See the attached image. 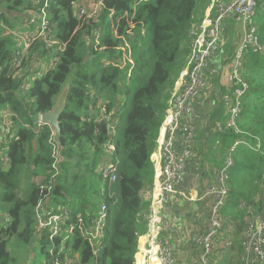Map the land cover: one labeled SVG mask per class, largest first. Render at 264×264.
Masks as SVG:
<instances>
[{
  "label": "trees",
  "instance_id": "obj_1",
  "mask_svg": "<svg viewBox=\"0 0 264 264\" xmlns=\"http://www.w3.org/2000/svg\"><path fill=\"white\" fill-rule=\"evenodd\" d=\"M210 1L103 0L94 21L79 18L80 0H50V36L62 50L58 45L47 49L38 40L15 66V52L34 32L31 14L43 5L0 0V110L9 111L12 130L9 142L0 145L8 159L5 163L0 154V264H14L8 238L53 246L35 239L34 209L43 195L33 182L37 178H53V204L75 214L87 217L102 202L108 206L102 253L95 256L79 238L74 244L81 252L78 264H135L140 237L148 229L143 193L155 181L152 156L162 119L191 51L190 32L202 23ZM255 24L262 49L244 58L242 75L249 90L238 118L241 133L227 126L228 115L218 130L213 116L220 109L207 124L210 143L217 147L221 141L216 150L210 147L213 160L240 142L223 208L225 236L233 245L215 264H242L246 212L240 205L264 211V0H259ZM125 47L133 64L125 59ZM44 59H53L52 67L30 81ZM72 75L61 116L64 161L56 170L53 132L48 125L39 128L37 118L54 109ZM108 145H114L113 155ZM109 162L118 163L113 183L101 174ZM59 245L54 256L48 252L49 264L65 257Z\"/></svg>",
  "mask_w": 264,
  "mask_h": 264
},
{
  "label": "built area",
  "instance_id": "obj_2",
  "mask_svg": "<svg viewBox=\"0 0 264 264\" xmlns=\"http://www.w3.org/2000/svg\"><path fill=\"white\" fill-rule=\"evenodd\" d=\"M258 3L259 0H211L202 23L190 32L191 51L167 103L153 152L160 168L155 177L151 210L143 215V219L148 223V231L140 237L135 264H180L177 245L170 237L162 235L163 229H170L171 224L170 222L160 224L162 220L160 210L176 197L187 198V194L180 190L179 186L184 182L189 162L194 157L192 148L197 134L194 105L208 88L209 62L223 42V25L229 17L234 19V23H239L242 37L227 70L231 93L225 95L223 100L229 114L227 126L241 133L238 118L241 114L242 100L249 90V84L242 75L244 58L249 51L256 53L262 49L255 24ZM37 4L43 6L36 9L29 19L34 32L31 33L30 40L23 38V44L20 46L22 50L15 52L13 56L15 66H20L26 53L38 40H42L47 45V49L58 45V50H62V46L50 36L52 31L49 18L50 0L43 2L37 0ZM102 6L103 0H86L85 3L79 4L78 16L81 19L95 21L100 16ZM95 33L100 36V32L95 31L93 34ZM128 47L124 49V56L127 62L133 64L130 50L128 54L126 53V49L130 48ZM214 73L217 74V71ZM25 88L26 85L23 86L24 90ZM10 116L9 111L0 110V145L7 144L12 136ZM37 124L39 128L44 125L39 116ZM219 129L222 130V126H219ZM239 143L236 142L225 153L223 165L214 179L207 183L206 189L194 199L207 203L208 224L204 233L191 229L189 233L184 234L190 253V261L184 264H215L217 256L220 254L222 257L226 256L225 250H229L233 245L232 237L225 236L227 222L223 216V208L230 194L234 151ZM220 144L221 141L216 148ZM56 149L54 168L57 170ZM107 150L113 155L114 145H108ZM0 154L7 163L5 146L0 150ZM117 169L118 163L109 162L101 168V174L104 179L113 183L117 179ZM33 182L43 194L34 209L35 239L46 240L53 245L49 251L51 256H54L56 251L54 246L58 242L59 253L65 255L64 258H56L53 264H78L81 252L74 248V244L79 238L91 247L95 256L102 253L108 227L107 204L102 202L98 209L84 217L75 214L68 207L53 204L52 196L56 185L53 178L50 180L37 178ZM145 198L147 199L146 196ZM240 209L246 212V229L240 261L242 264H264V211L257 213L246 203H242Z\"/></svg>",
  "mask_w": 264,
  "mask_h": 264
},
{
  "label": "crops",
  "instance_id": "obj_3",
  "mask_svg": "<svg viewBox=\"0 0 264 264\" xmlns=\"http://www.w3.org/2000/svg\"><path fill=\"white\" fill-rule=\"evenodd\" d=\"M233 20L232 17H229L223 25V42L219 46L218 51L211 58L207 70L208 88L201 94L194 105V122L197 127V134L192 149L195 154L189 162L186 179L179 186V189L187 194V198L180 199L176 197L160 210V215L162 217L160 224L164 225L166 222H170L171 224L170 229H163L162 235L170 237L175 245H177L180 264L190 261V253L185 243L187 239L184 234L189 233L191 229H193V231L200 230L201 233H204L207 229L208 220L205 221L208 215L207 203L205 202L204 204V202L198 200L194 201V199L197 198L198 195H201L203 190L206 189L207 183L214 179L217 171L220 170L224 162L225 154L222 155L219 161L217 158L215 160L212 158L210 147L213 146L211 144L213 138L208 136L210 133L209 131L207 132V124L211 115L217 109H222L223 115L226 117L227 115L229 116L228 109L223 100L225 95L231 93L230 85L227 81V70L232 60V58H230L231 52H234L239 46L242 37V35L235 30V23ZM214 71H217V74H215ZM216 116H220L219 112L214 114L213 119ZM217 125L218 130H220L219 126L222 125ZM212 148L216 150V146ZM152 162L154 164L156 177L160 168L157 164L158 160L156 156H152ZM155 184L156 180L153 186L143 193V198L146 201L143 215L151 210L152 191ZM194 205H197V207L194 208ZM147 231L148 229L145 233Z\"/></svg>",
  "mask_w": 264,
  "mask_h": 264
},
{
  "label": "rangeland",
  "instance_id": "obj_4",
  "mask_svg": "<svg viewBox=\"0 0 264 264\" xmlns=\"http://www.w3.org/2000/svg\"><path fill=\"white\" fill-rule=\"evenodd\" d=\"M85 1L86 0H80L78 4H83L85 3ZM198 11L199 9L197 8L196 12ZM49 18H50V10H49ZM234 27L235 30L241 34L240 25L238 22H235ZM125 43L127 46H129V44L126 41ZM52 65H53V59H44L42 63L38 66L37 73L31 77L30 81L36 78L40 73H43L44 71L50 69ZM219 115L220 116H216L213 119V122L215 124L223 123L224 115L222 109L219 111ZM219 151H221V149H219ZM205 221H207L206 218ZM7 241H8V250L11 255V258L13 259L14 264H49L48 252L50 251V247L48 245H36L35 243L25 244L21 242L17 237L8 238ZM33 254H35L34 257ZM218 259L219 258H216V260Z\"/></svg>",
  "mask_w": 264,
  "mask_h": 264
},
{
  "label": "water",
  "instance_id": "obj_5",
  "mask_svg": "<svg viewBox=\"0 0 264 264\" xmlns=\"http://www.w3.org/2000/svg\"><path fill=\"white\" fill-rule=\"evenodd\" d=\"M53 30V28H52ZM73 84V75L69 78V81L65 85L58 101L57 105L54 107V109L48 113H44L39 115L40 121L44 125H48L52 132H53V142L56 145V154H57V169L61 170L60 166L61 163L64 161V158L62 157V146L60 143V137H61V116L63 112L66 109L67 99L68 95L71 89V86ZM197 205H194V208H196ZM35 254H33V257Z\"/></svg>",
  "mask_w": 264,
  "mask_h": 264
}]
</instances>
